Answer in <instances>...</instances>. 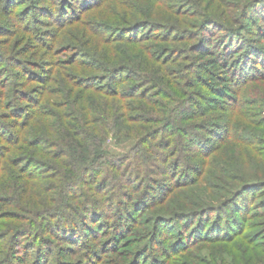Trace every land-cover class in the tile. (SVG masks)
<instances>
[{
	"label": "trees",
	"instance_id": "obj_1",
	"mask_svg": "<svg viewBox=\"0 0 264 264\" xmlns=\"http://www.w3.org/2000/svg\"><path fill=\"white\" fill-rule=\"evenodd\" d=\"M50 1L0 0V264H264V173L219 158L264 155V0Z\"/></svg>",
	"mask_w": 264,
	"mask_h": 264
},
{
	"label": "rangeland",
	"instance_id": "obj_2",
	"mask_svg": "<svg viewBox=\"0 0 264 264\" xmlns=\"http://www.w3.org/2000/svg\"><path fill=\"white\" fill-rule=\"evenodd\" d=\"M42 1V0H41ZM47 5L51 4L50 0H46ZM148 0H111L110 4L106 6V9L104 11H102L100 13V15L102 13H107L108 15H106L104 18L106 20V18H112L113 16H115V12L116 9L120 10L125 6H132L134 8L136 7H143L145 8L147 6ZM114 5L116 7H114ZM1 16H0V24L5 23L4 21H1ZM2 22V23H1ZM72 34H75V32H73ZM71 34V35H72ZM77 34H79V31H77ZM71 35L69 34V37H71ZM95 37V36H94ZM4 38V35H0V39ZM73 38V37H72ZM87 44H89L90 50L91 51H95V47L96 50L102 54L103 53V47L105 46L104 43H102L100 40H96L95 42V38H93V40H91L89 43L87 42ZM11 45L12 46V40L7 39L6 41L0 40V48L1 46L2 49L0 50H4L7 51L8 46ZM6 54H8L7 52H5ZM7 122H10V120L8 119ZM12 125V123H10ZM12 127V126H11ZM121 139L118 138H114L113 135H111L109 137V139H107V141L105 142V146L107 149H109L111 152L116 153V154H122V153H126L130 150V148H132L133 146V142L131 140L128 141H124L121 142ZM256 154H258L256 151L253 150H243L242 148H238L234 145L229 146L228 148H226L225 150H223L220 154H219V158L223 156V158H228V160L230 161V165L232 168H240V170H244V172L248 175L253 174L255 171H258V173H264V163L263 161L261 162V158H264L260 156L258 154V156H260L261 158H259ZM222 158V161H223ZM239 160V161H238ZM6 174V173H5ZM4 174V176L1 178L0 180V198L3 196H12L10 194L5 195V193L1 190L2 186L5 185V183L7 184H12L10 176H6ZM7 186V185H5ZM259 189L255 188L251 193H249L247 196L251 197V201L258 202L260 199H262L263 195H264V191H262L261 193H259ZM259 193V195H254ZM261 211H264V206L260 207ZM4 221H8L7 219L2 220ZM3 227H7L3 226ZM6 242V239L0 240V246L4 245V243ZM232 248V247H231ZM224 251V248L221 245H216V246H208L203 250V253L207 254V255H211L214 253L216 254H221V252ZM233 253H235V250H231ZM236 254V253H235ZM31 258L28 257L27 260H24V262H20L21 264H30ZM228 261L230 262V260L232 261V258L227 256Z\"/></svg>",
	"mask_w": 264,
	"mask_h": 264
}]
</instances>
